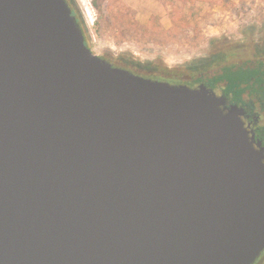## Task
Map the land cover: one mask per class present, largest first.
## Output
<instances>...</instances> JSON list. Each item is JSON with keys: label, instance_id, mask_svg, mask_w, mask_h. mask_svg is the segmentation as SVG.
Returning <instances> with one entry per match:
<instances>
[{"label": "water", "instance_id": "water-1", "mask_svg": "<svg viewBox=\"0 0 264 264\" xmlns=\"http://www.w3.org/2000/svg\"><path fill=\"white\" fill-rule=\"evenodd\" d=\"M224 106L97 54L67 0H0V264H254L264 148Z\"/></svg>", "mask_w": 264, "mask_h": 264}, {"label": "rangeland", "instance_id": "rangeland-1", "mask_svg": "<svg viewBox=\"0 0 264 264\" xmlns=\"http://www.w3.org/2000/svg\"><path fill=\"white\" fill-rule=\"evenodd\" d=\"M99 55L127 58L153 75L150 61L183 67L223 47L264 54V0H74ZM228 59L230 51L225 50ZM138 64V65H139ZM132 66V65H131ZM198 85V83L196 84ZM254 264H264V255Z\"/></svg>", "mask_w": 264, "mask_h": 264}, {"label": "trees", "instance_id": "trees-1", "mask_svg": "<svg viewBox=\"0 0 264 264\" xmlns=\"http://www.w3.org/2000/svg\"><path fill=\"white\" fill-rule=\"evenodd\" d=\"M225 50L230 51L228 59L225 58ZM244 51L242 46L226 48L224 45L215 50L209 58L196 60L183 67H170L163 62L156 61H150L146 65H142L151 67L154 71L153 75L138 72L136 67L141 66V64L127 58L114 61V59L103 57L113 62L114 65L130 69L136 74L171 83H184V80L189 78L192 79L193 84L207 81L215 86L226 82L229 84L230 90L238 92L240 96L248 89V86L253 84L254 77L257 75L256 69L252 67L256 63L257 56L252 55V57L244 59Z\"/></svg>", "mask_w": 264, "mask_h": 264}, {"label": "flooded vegetation", "instance_id": "flooded-vegetation-1", "mask_svg": "<svg viewBox=\"0 0 264 264\" xmlns=\"http://www.w3.org/2000/svg\"><path fill=\"white\" fill-rule=\"evenodd\" d=\"M72 8L73 14L80 22L86 42L88 38L84 27L81 22V17L78 12L74 0H67ZM256 69L257 75L254 77L253 84L248 86V89L240 96L238 92L231 91L228 83H220L212 86L211 83L197 82L198 85L205 83L209 88L213 89L218 95L223 96L225 99V109H229L236 105L240 110V117L244 123L249 136L254 141L256 146L264 148V54H260L256 57V63L252 65ZM192 79H185L184 83L196 87L197 83L193 84ZM244 86V85H242ZM264 255V252H263Z\"/></svg>", "mask_w": 264, "mask_h": 264}]
</instances>
